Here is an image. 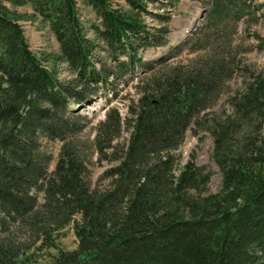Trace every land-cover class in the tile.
Masks as SVG:
<instances>
[{
	"label": "trees",
	"instance_id": "trees-1",
	"mask_svg": "<svg viewBox=\"0 0 264 264\" xmlns=\"http://www.w3.org/2000/svg\"><path fill=\"white\" fill-rule=\"evenodd\" d=\"M124 1L0 0V264H37L35 253L50 248L42 264H264V79L242 80L244 93L228 100L232 113L205 119L231 62L170 65L137 84L123 114L110 104L117 91L105 94L93 144L115 164L102 175L107 183L90 185L74 133L89 113L79 109L115 83L109 76L133 72L136 45L163 43L133 11L146 9L142 0ZM208 1L207 18L217 22L240 19L252 0ZM4 2L30 4L58 51L34 52ZM100 40L128 56L113 75L95 65ZM199 121L213 138L215 192L206 165L188 159L177 169L175 150ZM123 129L127 142L117 140ZM42 138L61 141L51 169ZM70 223L76 247L58 248Z\"/></svg>",
	"mask_w": 264,
	"mask_h": 264
},
{
	"label": "rangeland",
	"instance_id": "rangeland-1",
	"mask_svg": "<svg viewBox=\"0 0 264 264\" xmlns=\"http://www.w3.org/2000/svg\"><path fill=\"white\" fill-rule=\"evenodd\" d=\"M110 2L114 7L126 6L124 0H110ZM142 3L146 5V9L141 7L133 9L138 15L139 23L163 43L157 47L136 45L140 61L136 63L133 72L125 71L122 81L109 76V80L115 83H112L109 89H105L100 98L86 105V110L79 109L80 113H89V124L74 132L78 136L75 144L81 156L84 155L88 162V179L91 186L107 183V180L102 179V175L106 168L115 164V160L101 156L93 144L94 127L104 118V95L110 97L111 89L117 91L118 97H113L110 104L117 106L123 114L126 111L125 102L137 96V84L143 79L147 80L156 72L158 74L164 72L170 65L180 63L195 65L197 60L212 62L215 59L231 62L233 73L227 78L228 80H225L213 105L207 109L205 117L207 119L225 117L232 113L228 100L234 94L240 96L244 93L242 80L251 83L258 75L264 79V0H252L251 7L240 19L224 18L217 22L215 20L209 22L207 18L210 9L208 0H142ZM3 4L12 14L18 16V22L28 45L34 52L58 51V43L54 35L34 13L30 4L14 5L9 2ZM80 9L82 13L88 15L86 9ZM96 50L97 59L100 60L95 63L96 67L105 64L111 75L114 73L113 68H117V63L128 58L127 54L120 53L116 56L115 50L103 47L101 40ZM67 74L68 71L64 66L62 76ZM207 124L206 121H199L193 130H188L175 153L178 156L177 169L188 159H192L197 165H206L212 171L207 188L209 192H215L220 187L221 174L212 159L214 144L211 134L206 129ZM129 134L130 129H123L117 140L127 142ZM42 140L45 142L43 138ZM45 144L53 154L51 169L55 164L61 141H48ZM105 150L110 151L108 148ZM72 225L70 223L59 232L58 248L72 250L76 247ZM55 252V248H50L35 253L37 264H42L48 259L49 254Z\"/></svg>",
	"mask_w": 264,
	"mask_h": 264
}]
</instances>
